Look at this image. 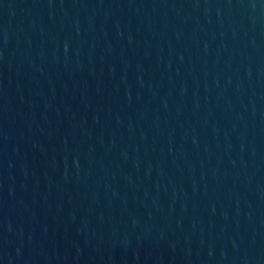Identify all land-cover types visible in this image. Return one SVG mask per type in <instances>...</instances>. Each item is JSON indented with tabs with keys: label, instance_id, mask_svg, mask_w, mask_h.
<instances>
[{
	"label": "water",
	"instance_id": "1",
	"mask_svg": "<svg viewBox=\"0 0 264 264\" xmlns=\"http://www.w3.org/2000/svg\"><path fill=\"white\" fill-rule=\"evenodd\" d=\"M0 264H264V0H0Z\"/></svg>",
	"mask_w": 264,
	"mask_h": 264
}]
</instances>
